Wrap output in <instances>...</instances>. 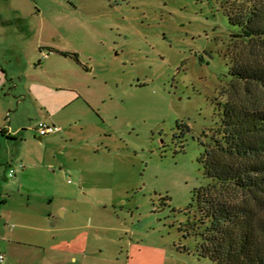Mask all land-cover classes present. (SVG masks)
Here are the masks:
<instances>
[{
  "label": "rangeland",
  "instance_id": "obj_1",
  "mask_svg": "<svg viewBox=\"0 0 264 264\" xmlns=\"http://www.w3.org/2000/svg\"><path fill=\"white\" fill-rule=\"evenodd\" d=\"M232 1L0 0L9 40L28 16L78 53L89 101L66 109L54 142L38 140L45 112L17 104L25 79L0 101V264H215L191 225L194 193L211 183L200 143L233 80Z\"/></svg>",
  "mask_w": 264,
  "mask_h": 264
},
{
  "label": "trees",
  "instance_id": "obj_2",
  "mask_svg": "<svg viewBox=\"0 0 264 264\" xmlns=\"http://www.w3.org/2000/svg\"><path fill=\"white\" fill-rule=\"evenodd\" d=\"M227 17L240 29L233 80L222 92L219 127L200 143L211 183L194 193L191 230L199 255L215 264H264V0H234Z\"/></svg>",
  "mask_w": 264,
  "mask_h": 264
},
{
  "label": "crops",
  "instance_id": "obj_3",
  "mask_svg": "<svg viewBox=\"0 0 264 264\" xmlns=\"http://www.w3.org/2000/svg\"><path fill=\"white\" fill-rule=\"evenodd\" d=\"M0 18L2 23L8 25L7 20L1 17V11ZM21 18L22 23L16 32L18 35L15 42L8 39L10 34L6 33L7 31L0 33V101L13 102L11 99L13 94L15 95L14 90H17L19 82L25 79L27 81L25 93L19 95L23 100H19L17 104L29 100L34 107L45 112L35 126L37 128L40 121H48L55 125L60 131L47 137H51V142L58 141L70 124V119L66 118L64 113L66 109L80 99L88 101L81 83L84 80L83 75H87L85 72L87 68L79 56L80 63L58 52L77 55L78 53L62 49L57 43L52 42L50 34H46L45 31L35 33L26 21L28 16ZM67 59L73 63L69 69L66 67ZM54 77H58V81L54 80ZM4 96L7 98H3ZM1 133L15 139L21 133V129L19 127L15 133L2 129ZM27 215L31 218L37 217L35 213ZM51 219L52 217H49L50 221Z\"/></svg>",
  "mask_w": 264,
  "mask_h": 264
},
{
  "label": "built area",
  "instance_id": "obj_4",
  "mask_svg": "<svg viewBox=\"0 0 264 264\" xmlns=\"http://www.w3.org/2000/svg\"><path fill=\"white\" fill-rule=\"evenodd\" d=\"M60 131L58 127L55 125L48 123L47 121H40L37 125V133L39 137L45 138L50 135H55ZM22 167V166H20ZM15 176V170H11L9 172L8 177L13 178ZM0 262L4 263L5 262V257L3 255H0Z\"/></svg>",
  "mask_w": 264,
  "mask_h": 264
},
{
  "label": "water",
  "instance_id": "obj_5",
  "mask_svg": "<svg viewBox=\"0 0 264 264\" xmlns=\"http://www.w3.org/2000/svg\"><path fill=\"white\" fill-rule=\"evenodd\" d=\"M38 140H39V141H41V140H42V138H41V137H39V138H38Z\"/></svg>",
  "mask_w": 264,
  "mask_h": 264
}]
</instances>
